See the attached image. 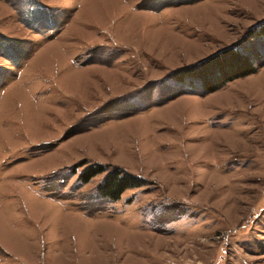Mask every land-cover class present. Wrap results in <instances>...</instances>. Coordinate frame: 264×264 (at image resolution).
<instances>
[{"label": "rangeland", "instance_id": "obj_1", "mask_svg": "<svg viewBox=\"0 0 264 264\" xmlns=\"http://www.w3.org/2000/svg\"><path fill=\"white\" fill-rule=\"evenodd\" d=\"M263 33L264 0H0V264H264ZM230 47L253 73L169 78Z\"/></svg>", "mask_w": 264, "mask_h": 264}, {"label": "trees", "instance_id": "obj_2", "mask_svg": "<svg viewBox=\"0 0 264 264\" xmlns=\"http://www.w3.org/2000/svg\"><path fill=\"white\" fill-rule=\"evenodd\" d=\"M254 34H256L254 32ZM264 34V33H263ZM6 37L0 34V42ZM255 70L253 63L236 48H222L193 64L182 66L169 73V78L178 82L199 81L205 92H213L225 83L236 78L247 76ZM85 165L78 174L81 183H87L94 176L104 173L96 192L100 197L117 200L129 188L139 187L144 184L142 178L120 167H108L101 163Z\"/></svg>", "mask_w": 264, "mask_h": 264}]
</instances>
